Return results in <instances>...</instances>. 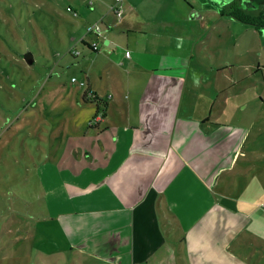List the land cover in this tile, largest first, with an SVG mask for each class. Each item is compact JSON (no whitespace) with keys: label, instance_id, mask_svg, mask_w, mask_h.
<instances>
[{"label":"crops","instance_id":"0c3cea01","mask_svg":"<svg viewBox=\"0 0 264 264\" xmlns=\"http://www.w3.org/2000/svg\"><path fill=\"white\" fill-rule=\"evenodd\" d=\"M89 5L92 10L86 8L72 25L74 35L81 25L86 32L77 38L84 52L71 54L82 55L70 64L71 81L82 76L81 93L88 90L101 114L96 117L97 107L87 117L94 115L89 127L68 134L64 153L50 155L38 169L50 254L99 264L209 263L210 248L223 252L218 237L226 238L241 217L248 225L251 207L252 212L264 207V193L251 206L246 201L239 206L221 180L238 166L252 132L247 98L231 90L241 82L233 71L238 65L245 71L253 67L238 56L218 64L211 60L215 33L230 36L228 47L235 49L252 29L249 18L230 9L257 17L264 0ZM77 11L81 14V7ZM91 25L100 36L88 33ZM252 31L264 35V25ZM132 34L145 38L132 40ZM94 39L100 44L96 52ZM199 58H208L207 67ZM263 66L258 62L257 70L264 72ZM228 69L233 82L227 81ZM216 71L225 78L219 80ZM257 101L264 104V96ZM253 150L247 162L262 161L264 153L257 145ZM224 198L236 200V208L223 205Z\"/></svg>","mask_w":264,"mask_h":264},{"label":"rangeland","instance_id":"374dc122","mask_svg":"<svg viewBox=\"0 0 264 264\" xmlns=\"http://www.w3.org/2000/svg\"><path fill=\"white\" fill-rule=\"evenodd\" d=\"M90 2L95 0H0V264H99L87 258L50 254L49 231L43 223L44 192L40 198L37 179L40 165L50 155L59 158L67 135L83 125L89 127L97 111L95 101H83L82 76L78 74L77 83H72L70 67L82 59V55L74 59L70 51L84 52L77 38L86 32L81 25L79 34L74 35L72 25L75 19L84 18L86 8L92 10ZM256 27L252 24L251 31L241 36L242 47L235 49L228 47L230 36L221 38L215 33L218 46L211 54L216 64L238 56L253 67L245 71L238 65L233 75L241 82L231 89L243 93L249 103L247 125L252 124V132L243 148L247 157L243 155L238 166L221 178L226 193L237 199L239 206L241 201L251 206L250 202L264 193V159L247 162L256 145L259 154L264 153V104L257 101L264 96V72L257 70L258 62L264 65V35L253 33ZM130 37L145 38L138 34ZM121 38L125 40L126 35L121 34ZM220 42L225 46L219 47ZM27 53L34 55L32 65L24 59ZM66 57L69 64L63 61ZM199 60L207 67L208 58ZM231 73L228 69L227 81L233 82ZM215 74L219 80L225 78L219 71ZM250 211L248 225L241 217L233 222L231 232H225L226 238L219 241L218 237L216 244L223 252L215 246L210 248L209 263L192 264H264V207L254 212L251 207ZM187 264L191 262L187 260Z\"/></svg>","mask_w":264,"mask_h":264},{"label":"trees","instance_id":"16d2710c","mask_svg":"<svg viewBox=\"0 0 264 264\" xmlns=\"http://www.w3.org/2000/svg\"><path fill=\"white\" fill-rule=\"evenodd\" d=\"M235 15L239 18H249V21L251 24H255L256 26H263L264 25V18H251V17H248V16H245L243 11L242 10H236L235 11ZM260 16L264 17V11L260 14ZM90 96L91 94H88V90H87V93H85L84 97H83V101L85 103H94V101L90 100ZM97 107H98V111H97V116H99V114H101L100 112V105L97 103ZM94 126V125H93ZM92 126V122H91V127Z\"/></svg>","mask_w":264,"mask_h":264},{"label":"built area","instance_id":"2783aa9c","mask_svg":"<svg viewBox=\"0 0 264 264\" xmlns=\"http://www.w3.org/2000/svg\"><path fill=\"white\" fill-rule=\"evenodd\" d=\"M118 2L120 1H123V0H117ZM119 16H121V12L118 13ZM88 33L91 34V33H95L97 36H100L101 33L100 31L98 30L97 26L96 25H91L89 26L88 28ZM91 48L94 52L96 51H99L100 49V44L98 42V40L94 39L92 42H91ZM71 53L74 55V56H79L81 53L77 50V49H73L71 50ZM128 56H130L131 52L130 51H127L126 53ZM74 82L77 81L76 78L73 79ZM81 85L82 86H86V83L85 82H81Z\"/></svg>","mask_w":264,"mask_h":264},{"label":"water","instance_id":"95a60500","mask_svg":"<svg viewBox=\"0 0 264 264\" xmlns=\"http://www.w3.org/2000/svg\"><path fill=\"white\" fill-rule=\"evenodd\" d=\"M24 59L29 65H32L35 61L34 55H32L31 53L25 54ZM222 204L232 209L236 208V202L228 198H224L222 200Z\"/></svg>","mask_w":264,"mask_h":264},{"label":"flooded vegetation","instance_id":"af4514ba","mask_svg":"<svg viewBox=\"0 0 264 264\" xmlns=\"http://www.w3.org/2000/svg\"><path fill=\"white\" fill-rule=\"evenodd\" d=\"M236 10H240V8H239V7H236V6H233V7L230 9L231 14L234 15V16H236V15H235V11H236ZM260 14H261V13H260ZM252 18H264V17H262V16L259 15V16H257V17H252ZM253 25H255V24H253Z\"/></svg>","mask_w":264,"mask_h":264}]
</instances>
